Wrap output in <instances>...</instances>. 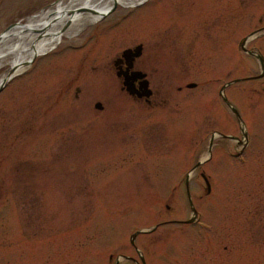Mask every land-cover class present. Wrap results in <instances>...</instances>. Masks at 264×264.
Here are the masks:
<instances>
[{"label":"rangeland","instance_id":"1","mask_svg":"<svg viewBox=\"0 0 264 264\" xmlns=\"http://www.w3.org/2000/svg\"><path fill=\"white\" fill-rule=\"evenodd\" d=\"M24 1L0 34L57 0ZM112 7L0 89V264H264V0H224L188 61L169 0ZM136 43L151 109L107 72Z\"/></svg>","mask_w":264,"mask_h":264},{"label":"bare ground","instance_id":"2","mask_svg":"<svg viewBox=\"0 0 264 264\" xmlns=\"http://www.w3.org/2000/svg\"><path fill=\"white\" fill-rule=\"evenodd\" d=\"M145 0H57L47 9L10 26L0 34V67L22 73L31 59L50 52L63 38L71 39L85 26L95 23L113 4L126 8ZM4 77L0 78V82Z\"/></svg>","mask_w":264,"mask_h":264},{"label":"flooded vegetation","instance_id":"3","mask_svg":"<svg viewBox=\"0 0 264 264\" xmlns=\"http://www.w3.org/2000/svg\"><path fill=\"white\" fill-rule=\"evenodd\" d=\"M19 1L21 0H6L9 5L18 4ZM1 2L2 0H0V3ZM36 2L38 1L25 0L23 6L29 7L34 5ZM169 5L170 7H160L159 11H154V18H156V23L159 25H161L160 23L165 25L167 20L170 22V26L172 27L171 31H174V42L180 51H184V54L180 55L182 58L179 61L191 60V57L194 56L193 53L197 51V49L204 48L203 44L199 45L198 43L199 39L202 41L204 38L202 36L204 31L208 29L218 31L221 29L223 24L222 16L224 0H169ZM26 9L27 8L22 10ZM19 10V8L16 9V11ZM160 14H163V16ZM164 15H166L167 18H165ZM146 20L147 16L143 15L139 19V24L144 23ZM136 47H139V55L135 57L134 50ZM188 47L191 48V51L184 49H188ZM193 47L195 51H193ZM127 50L129 52L123 55V52ZM143 50V45L141 43H136L133 46L122 48L110 60L111 68L109 67L107 72L111 75L113 74L119 83L118 91L120 93H124L142 108L151 109L154 106V101L157 99L158 92L154 89L152 82L150 81L151 75L147 74L144 69H141L136 65L143 54ZM136 72H138L139 75L142 74L143 76L140 79H132L131 82L133 89L139 91L137 92L138 94H142L140 97H136V95H127L122 86L124 78H133L135 76L133 73ZM144 82H146V88L138 90L139 84L142 85ZM147 93L148 96H145L144 94Z\"/></svg>","mask_w":264,"mask_h":264},{"label":"water","instance_id":"4","mask_svg":"<svg viewBox=\"0 0 264 264\" xmlns=\"http://www.w3.org/2000/svg\"><path fill=\"white\" fill-rule=\"evenodd\" d=\"M114 8V6L112 7V9ZM135 54H134V56L136 57V56H138L139 55V47H136L135 48ZM129 51L127 50V51H124L123 52V55H125L126 53H128ZM34 58H32L31 59V61L33 60ZM30 61V62H31ZM133 75H135L133 78H124V81H123V83H122V86H123V89H124V91L128 94V95H130V96H133V95H136V97H140V96H142V94H138L137 92H139V91H137V90H134L133 89V86H132V79H136V78H142V74H140L139 75V73L138 72H136V73H133ZM264 75V69H263V67L261 66V72L259 73V75L257 76V78H260V77H262ZM11 74H6V78L0 83L1 85H0V89L2 88V86L6 83V81H8L11 77ZM195 86V84H188L186 87L187 88H193ZM145 89L146 88V82H144L142 85H140L139 84V88H138V90H140V89ZM220 91H223V87L221 88V90ZM145 96H148V93L147 94H144ZM222 99L224 100V98L222 97ZM94 108L96 109V110H100L101 109V106L98 104V103H96V104H94ZM231 112L233 113V115L237 118V114H236V112L233 110V109H231ZM202 178H203V181H204V184H205V193H208L209 192V185H208V182H207V180H206V178L205 177H203L202 176ZM193 212V211H192ZM194 213V212H193ZM189 222H191V220H188L186 223H189Z\"/></svg>","mask_w":264,"mask_h":264}]
</instances>
